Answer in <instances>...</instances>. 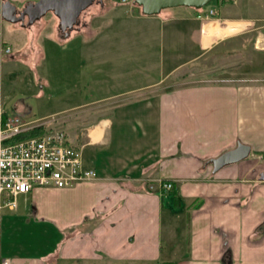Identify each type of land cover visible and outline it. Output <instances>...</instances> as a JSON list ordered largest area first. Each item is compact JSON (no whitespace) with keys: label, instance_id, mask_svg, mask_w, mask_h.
<instances>
[{"label":"crops","instance_id":"1","mask_svg":"<svg viewBox=\"0 0 264 264\" xmlns=\"http://www.w3.org/2000/svg\"><path fill=\"white\" fill-rule=\"evenodd\" d=\"M164 9L153 15L140 11L135 17L161 21L171 41L187 32L197 51L191 53L194 46L182 48L186 57L181 60L176 57L180 48H153L160 58L151 56L150 48L139 54L138 48H107L104 64L140 83L61 109L77 110L63 119L77 121L66 134L72 144L82 146L84 165L93 168L97 177L59 190L65 205L51 220H61L63 237L56 252L33 261L2 257L10 264H50L60 253L67 258L106 256L103 258L161 264H220L228 257L235 264L244 262L245 256L252 260L264 253V232L258 228L264 219V191L257 192L264 183L259 176L264 172V79L165 84L166 76L206 51L221 48L248 25L257 30L256 21L264 18L261 14L215 15L213 10L209 14L210 9L188 6ZM95 16H89L76 31H90ZM53 19L52 35L58 38L54 14ZM142 54L150 55L142 59ZM77 56L78 66L100 69L103 63L101 48H79ZM24 111L29 110L23 103L12 107V113ZM238 142L250 147L248 155L213 172L210 160ZM163 182H170L171 187L161 186ZM48 191L39 190L45 197H49ZM26 202L25 214L42 216L41 197ZM221 217L225 220L220 221ZM181 229L189 234L187 251L177 246ZM230 234L240 237L239 247L223 242ZM164 238L169 244L165 259L161 257ZM175 254L181 257L175 260Z\"/></svg>","mask_w":264,"mask_h":264},{"label":"rangeland","instance_id":"2","mask_svg":"<svg viewBox=\"0 0 264 264\" xmlns=\"http://www.w3.org/2000/svg\"><path fill=\"white\" fill-rule=\"evenodd\" d=\"M9 1L17 10L26 2V0ZM208 9L213 10L215 15L234 14L248 17L262 15L264 18V0H229L224 4H220V0L218 2L210 0L201 7V10ZM140 11V6L133 3V0L126 3H121L119 0H94L80 15L79 26L86 23L89 16L96 14L90 31L80 33L76 31L79 26L75 25L67 36L61 35L58 31L60 36L58 38L52 35L54 19L50 11L35 20L27 29L19 26L17 22L0 19V48L10 49V53L0 57L1 99L4 110L11 113L15 104L23 103L29 110L26 111L27 119H43L42 121H46V126L66 133V130L71 129L70 126L75 124L76 119L70 121L63 119L67 114H74L77 110L64 112L61 109L76 105L78 101L100 97L106 91H120L130 88L132 83H140V79L133 78L131 81L130 76L124 71L110 70V67L104 64V60L109 56L107 48H138L136 54H139L143 48H150L151 56L156 55L157 58L161 55H158V49L153 48H164V50L180 48L176 57L181 60L186 57L185 53L181 52L182 48L194 46L195 50L191 53L197 51L195 43L187 36V32L177 34V37L171 41V37L164 34L165 24L157 19L145 20L142 19L144 17H135ZM41 20H45L46 23L36 29ZM225 25L222 23V26ZM256 25L259 27L257 30L252 31L251 26L248 25V28H244L242 33H237L233 39L230 37L231 41L222 43L221 48L206 51L201 57L173 72L168 78L166 76L165 84L188 80L204 82L235 78L264 79V48H254L255 45L264 46V19L256 21ZM226 32L233 33L231 30ZM79 48H101L103 63L99 66L100 69L92 68L87 64L78 66ZM149 55L142 54L139 57L147 59ZM124 97L128 95L122 98ZM127 137L132 136L128 134ZM258 187L257 192L264 191V183L259 184ZM66 188L69 187H34L29 192L17 196L18 208L15 212L7 208L1 209L0 258L16 256L33 261L56 252L63 237L59 230L61 220H58L59 218L56 222L51 220L60 215V210H64L65 201L59 190ZM38 189L49 190V197L40 194ZM40 197L42 216L38 213L25 214L27 199L35 201ZM225 200L226 198L220 201V204ZM234 207L239 210L236 205ZM258 207L261 212L259 216L262 218L263 205ZM49 210H53V213L50 214ZM223 210L228 209L224 207ZM229 210L233 208L230 206ZM19 213L22 217L18 216ZM224 220V217L220 218V221ZM228 223L231 225V221ZM262 225H264L263 218L258 228ZM166 240L167 238H164L162 241L163 259L169 248ZM177 240V246L187 251L189 234L181 229ZM239 241V236L233 237V234H230L223 242L226 245L237 244L239 247ZM242 242L248 244L244 238ZM103 257L101 259L67 258L62 257L60 253L50 260V264H161L156 260L130 263L121 259ZM180 257L181 254H175L173 259L177 260ZM244 258L246 259L244 262L235 264H264V253L252 260L247 259L246 256ZM196 263L197 261L194 264ZM202 263L198 262V264ZM220 264L226 263L220 261ZM229 264H232L231 258Z\"/></svg>","mask_w":264,"mask_h":264},{"label":"built area","instance_id":"3","mask_svg":"<svg viewBox=\"0 0 264 264\" xmlns=\"http://www.w3.org/2000/svg\"><path fill=\"white\" fill-rule=\"evenodd\" d=\"M3 52H9V48H4ZM42 120L4 114L0 100V211L15 209L17 196L34 187H70L96 178L95 170L83 164L82 146L71 144L63 131L52 129L24 135L45 125L46 121ZM161 186L169 188L171 183L163 182ZM1 264L10 263L2 258Z\"/></svg>","mask_w":264,"mask_h":264},{"label":"water","instance_id":"4","mask_svg":"<svg viewBox=\"0 0 264 264\" xmlns=\"http://www.w3.org/2000/svg\"><path fill=\"white\" fill-rule=\"evenodd\" d=\"M94 0H35L26 1L19 10L9 0H0V18L18 22L21 27H29L35 20L48 11L58 18L57 30L63 36L78 23L81 12ZM210 0H133L145 15L159 13L162 9L175 6H188L199 9L208 4ZM250 151L247 144L238 142L234 148L222 152L210 160L212 170L217 171L224 165L237 162L245 158ZM264 179V172L259 174Z\"/></svg>","mask_w":264,"mask_h":264},{"label":"trees","instance_id":"5","mask_svg":"<svg viewBox=\"0 0 264 264\" xmlns=\"http://www.w3.org/2000/svg\"><path fill=\"white\" fill-rule=\"evenodd\" d=\"M227 1L229 0H220V3H227ZM216 2H218V0H216ZM229 3V2H228ZM26 109H27V106H26ZM7 112H5L4 114H6ZM20 116L22 117H26V111L24 112H17ZM52 127L51 126H39L37 128H34L30 131H28L26 134L24 135H34V134H37V133H44V132H47L49 130H51ZM168 263V262H167ZM166 263V264H167ZM168 264H171L170 262Z\"/></svg>","mask_w":264,"mask_h":264},{"label":"flooded vegetation","instance_id":"6","mask_svg":"<svg viewBox=\"0 0 264 264\" xmlns=\"http://www.w3.org/2000/svg\"><path fill=\"white\" fill-rule=\"evenodd\" d=\"M79 24H80V17H79L78 23L76 24L77 27L79 26ZM261 231L264 232V225H262V227H261ZM227 258H228V257L224 258L223 263L225 262L226 264H229V260H227Z\"/></svg>","mask_w":264,"mask_h":264}]
</instances>
